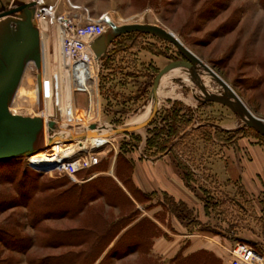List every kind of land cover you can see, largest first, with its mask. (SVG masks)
Wrapping results in <instances>:
<instances>
[{"label":"rangeland","instance_id":"374dc122","mask_svg":"<svg viewBox=\"0 0 264 264\" xmlns=\"http://www.w3.org/2000/svg\"><path fill=\"white\" fill-rule=\"evenodd\" d=\"M44 2L55 4L59 14L79 16L81 24L94 23L107 14L112 21L110 32L115 35L101 41L99 55L93 52L88 81L75 82L69 74L59 93L57 86L66 68L62 62L61 73L55 77L59 59L56 34L48 25L35 22V57L8 67L5 75H0V89H11L0 104V134L12 123L30 126L37 119L43 120L44 126L54 122L53 133L57 135L68 130L84 132L103 124L116 128L133 125L143 117L158 73L176 64L188 65L196 81L216 94L224 93L220 82L224 83L254 116L264 120V8L259 0ZM8 21L16 26L22 20ZM131 25H151L167 31L201 64L191 65L173 45L154 35L116 34ZM2 38L1 48H13L10 31L5 41ZM16 48L23 54L35 52L30 41L17 43ZM204 95L185 71L174 70L164 77L153 118L144 128L106 139L98 136L65 141L41 152L0 161V264H164L126 252L117 240L127 231L134 232L143 219L168 226L170 220L179 223L180 218L190 222L188 208L167 195L134 197L138 204H132L127 187L118 180L128 177L134 160L165 152L199 175L200 188L192 186L193 198L214 208L211 212L216 230L209 231L222 235L224 229L229 233L230 226L215 227L217 215L224 210L226 224L235 222L239 212L234 214L230 209L238 201V189L223 188L218 173L224 169L227 155L232 161L238 156L249 159L248 145H242L240 139L264 147V138L245 126L237 108L220 102L204 103ZM61 103L65 108L57 118L54 111ZM171 138L175 143L161 149V144ZM88 151L96 154L98 164L76 173L75 180L55 168H44L64 158L66 163L73 162ZM27 158L29 162H41L42 169L31 167ZM95 173L98 177H93ZM247 220V229H254ZM108 228L112 231L98 242L96 231L99 234ZM202 228L208 230L206 224ZM151 231L160 233L158 228ZM225 237L228 243H234L231 234ZM246 242L251 244L250 240ZM114 249L119 254L113 253Z\"/></svg>","mask_w":264,"mask_h":264},{"label":"crops","instance_id":"0c3cea01","mask_svg":"<svg viewBox=\"0 0 264 264\" xmlns=\"http://www.w3.org/2000/svg\"><path fill=\"white\" fill-rule=\"evenodd\" d=\"M15 2L18 4L14 6ZM27 5V0H0V14L8 13L0 19V36L3 37L4 41L8 32L11 33V21H8L9 19H21L20 24L26 23L29 25L31 23L30 9L24 8ZM12 7L13 10H8ZM10 12L13 13L9 14ZM44 35L46 34H43V37ZM3 49L0 47V52ZM175 141L176 139L170 143L174 144ZM240 141L245 146L247 143L250 153L247 156L249 159H242L238 156L236 161H232V158L229 160V155H227V160H223L224 169L218 173V180L223 182V188L226 190H230V187L238 189L236 194L238 201L234 202L230 209L231 211L235 210H233L234 214L239 212L235 222L232 223L234 227L231 226L232 224H226L228 222L226 216L228 215L224 210L221 212V216L217 215L218 220H216L217 226L215 227L222 229L221 226L227 228L230 226V229H232L229 230V233H225L226 230L223 229L222 235L210 232L212 231L210 229L214 227V223H212V221L214 222V214L213 211L211 212L214 208L208 205L205 206L202 202L193 198V191L195 190L192 186L194 185L197 189L200 188L199 181H197L199 176L197 172L192 173L186 166L185 168L179 165L177 160L171 156L172 154L167 152L147 159L139 158L132 162L127 184L128 191H131L130 193L134 195L129 194L132 204H138L134 197L138 199L147 196L167 195L174 202L183 203L190 211L191 216L190 222L184 218H180L179 223L170 220V226L167 223H158L155 219H150L156 224L160 233L151 239L148 253L145 256L157 260L159 263L168 264L177 256L186 258L205 254L210 257L211 264H227L223 249L230 247L231 244L228 243L225 234H231L234 242H242L255 249L261 245L257 250L261 252L264 250V147L252 140L240 139ZM93 175L98 177V173ZM196 200L197 202L194 203ZM218 207L215 206V209H218ZM247 219L251 220L254 229L249 227L247 229L244 225L248 222ZM205 224L208 227L206 231L202 228ZM247 240H250L251 244L246 242ZM133 254L140 257L141 253L134 252Z\"/></svg>","mask_w":264,"mask_h":264},{"label":"water","instance_id":"95a60500","mask_svg":"<svg viewBox=\"0 0 264 264\" xmlns=\"http://www.w3.org/2000/svg\"><path fill=\"white\" fill-rule=\"evenodd\" d=\"M24 8L28 9L30 8V5H27ZM12 13L13 12H10L9 14ZM6 15H8V13L0 14V19ZM19 30L20 35H17L15 37L13 36V39L11 40V44L13 43V48H4L3 51L0 52V75L4 76L8 67L18 66V64L32 57H35L37 53L36 31L31 28V25H28L26 23L20 24ZM125 32L148 33L154 35L173 45L177 49L179 54L184 58V60H186L191 65L201 64L200 60L196 58L189 50H187L173 35L157 26L131 25L118 30L116 34ZM114 35L115 34H112L109 31L100 40H98L92 46L94 53H97L99 55L98 47L101 41H109ZM26 41H30L34 44V53L23 54L18 48H16L17 43ZM174 70L185 71L189 76L191 82L196 87H198L200 91L204 92L205 95L202 99V102H220L222 104L237 108L241 112L245 126L251 128L257 134L264 138V120H261L254 116L234 95V93L226 85H224V83L220 82L224 89V93L216 94L196 81L194 73L188 65L176 64L168 66L158 73L152 85L148 97V105L145 112L143 113V117L133 125L124 128H116L103 124L99 127L91 126L87 129V131L84 132H73L71 130H68L63 135H57V132L53 133L55 125L52 121L48 122L45 126L43 120L41 119L35 120L34 123L30 126H25L22 123H12L5 128L2 134H0V161L20 157L26 154H33L35 152H41L43 149L49 148L50 145L54 144L57 141H76L83 140L86 137L98 136L106 139L113 135L128 134L144 128L150 123L151 119L153 118L156 109L157 95L164 77L169 72ZM17 73L18 71L13 72L12 75H15ZM10 90L11 89L8 86L2 87L0 89V104L3 101L4 96L8 94ZM94 129H97V132L94 131ZM15 132H20L18 137H14Z\"/></svg>","mask_w":264,"mask_h":264},{"label":"built area","instance_id":"2783aa9c","mask_svg":"<svg viewBox=\"0 0 264 264\" xmlns=\"http://www.w3.org/2000/svg\"><path fill=\"white\" fill-rule=\"evenodd\" d=\"M28 3L31 12V25L34 27L35 22L37 24L44 23L50 27L53 33L60 36L58 40L59 55L64 68L67 69V77L70 74L71 79H75V82L82 80L84 83L85 79L88 81L87 79L91 77L92 72L88 69V66L90 68L89 63L94 55L92 46L110 31L112 21L109 16L104 14L94 23L81 24L80 17L75 14L70 17L66 14L57 13L55 4L45 3L44 0H29ZM17 25L20 29V24ZM16 26L10 24L12 35ZM77 88L76 86L75 89L79 91ZM29 159L27 158V161ZM64 159L60 161L55 158L57 160L55 165L44 168H55V170L74 179L76 173L98 164L96 154L90 151L85 152V155L73 162L66 163ZM28 163L33 168L42 169L39 161H28ZM90 179H92V176L87 181ZM223 254L227 264H264V250L262 252L258 251L254 247L241 242H234L230 247L224 248Z\"/></svg>","mask_w":264,"mask_h":264},{"label":"trees","instance_id":"16d2710c","mask_svg":"<svg viewBox=\"0 0 264 264\" xmlns=\"http://www.w3.org/2000/svg\"><path fill=\"white\" fill-rule=\"evenodd\" d=\"M259 1H260V4H262V7L264 8V0H259ZM175 120L176 119H174V122H175ZM174 125H171L170 127L173 128ZM175 128L176 127H174L173 129L175 130ZM176 130H177V128H176ZM90 142H92V141H90ZM170 142H171L170 139H166L163 142V144H161V146H163L161 149L165 150L167 145ZM118 180L121 181V183H123V185L127 187L128 177L124 180H120V179H118ZM130 194L132 195V193H130ZM76 205H79V204L76 203ZM74 207H78V206H74ZM145 226H148V227H145ZM135 229L137 232L135 231ZM135 229H134V232L132 231V233L127 231L122 236H120V238L117 240V244H119L120 247L125 248L126 252H129L130 254L134 253V252H138V253L147 255V253H148L147 251H148L151 239H153L154 237H156L158 235V231H157V234H154V233H152L151 230H153V229L157 230V228L152 223V221L150 223V222L146 221L145 219H143L142 221H140L136 225ZM139 230H141V231H139ZM111 231L112 230L110 228H108L107 230L105 229V230L101 231L99 234L96 231L95 239H98V242L100 240L103 241L101 238L105 239L107 234H109ZM150 232H151V234H150ZM127 234H129L130 236H127ZM113 253L119 254L116 249L113 250ZM210 263H211L210 257L205 255V254L194 255V256H190V257H186V258H182L180 256H177L171 262V264H210Z\"/></svg>","mask_w":264,"mask_h":264},{"label":"bare ground","instance_id":"6f19581e","mask_svg":"<svg viewBox=\"0 0 264 264\" xmlns=\"http://www.w3.org/2000/svg\"><path fill=\"white\" fill-rule=\"evenodd\" d=\"M30 25H31V23H29ZM32 26V25H31ZM19 25H17L16 26V28H15V31H14V33H13V36L15 37V36H17V35H20V33H19ZM33 30H35L36 31V33H37V36H38V31L32 26L31 27ZM60 39V36L59 35H56V40L58 41ZM59 42V41H58ZM59 44V43H58ZM59 51H60V46H59ZM57 56H59V59H58V62H57V64H56V75H55V77H58L59 75H60V73H61V68H62V61H61V59H60V55L59 54H56ZM39 58H40V56H39ZM38 58V59H39ZM39 61V63H40V60H38ZM88 68H89V66H88ZM68 82V79H67V69H65V74L63 75V77H62V79H61V82H60V84H59V88H58V86H57V89H59V93H60V91H62L63 89H64V86L66 85V83ZM61 107H60V109L59 110H57V111H54L55 112V114H56V117L57 118H59L61 115V113L63 112L62 110L65 108V105L63 104V103H61V105H60ZM139 120V119H138ZM137 120V121H138ZM137 121H135V122H137ZM134 122V123H135ZM92 138H95V137H86L85 139H92ZM84 140V139H83ZM76 141H79V140H76ZM61 143H64V142H61V141H57V142H55L54 144H52V145H50L49 147H51V146H53V145H56V144H61Z\"/></svg>","mask_w":264,"mask_h":264}]
</instances>
